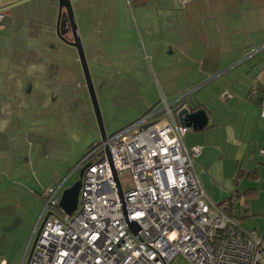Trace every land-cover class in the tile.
I'll use <instances>...</instances> for the list:
<instances>
[{"label":"rangeland","instance_id":"1","mask_svg":"<svg viewBox=\"0 0 264 264\" xmlns=\"http://www.w3.org/2000/svg\"><path fill=\"white\" fill-rule=\"evenodd\" d=\"M78 1L72 2L75 22L109 138L135 123L147 102L159 100L164 72L177 69L168 51L152 46L170 36L169 15L157 9L164 0ZM57 19L58 12L52 27L56 35ZM22 22L0 25V226H13L14 245L27 226L34 230L45 208L40 198L44 189L70 188L78 180V166L103 143L77 49L58 39L56 48L44 50L39 42L26 41L25 32L32 27ZM37 26L32 29L39 36L50 30ZM102 40L115 47L103 49ZM204 143L197 145L203 148ZM120 181L124 191L134 187L129 171ZM252 187L259 195L249 201L252 216L240 224L261 237L264 180ZM244 202L236 205L238 216L245 215ZM176 264L188 263L179 259Z\"/></svg>","mask_w":264,"mask_h":264},{"label":"built area","instance_id":"2","mask_svg":"<svg viewBox=\"0 0 264 264\" xmlns=\"http://www.w3.org/2000/svg\"><path fill=\"white\" fill-rule=\"evenodd\" d=\"M194 91L172 102L163 97L87 155L77 168L87 167L73 215L60 207V189L45 190V208L21 264H264L263 236L227 214L240 202H211L195 171L203 149L186 148L191 129L178 119L182 111L193 113ZM127 171L134 187L124 191L120 175Z\"/></svg>","mask_w":264,"mask_h":264},{"label":"crops","instance_id":"3","mask_svg":"<svg viewBox=\"0 0 264 264\" xmlns=\"http://www.w3.org/2000/svg\"><path fill=\"white\" fill-rule=\"evenodd\" d=\"M72 2L79 4L78 0ZM157 9L169 15L166 22L171 34L155 40L152 46L158 52L168 51L175 58L177 69L164 72L159 100L147 102L141 117L158 106L163 97L174 100L180 94L195 90L191 100L207 113L209 124L199 132L191 129L186 134L185 146L191 149L204 140L202 154L195 160L199 171L198 168L195 171L203 189L217 204L235 194L242 196L247 191H255L248 203L242 205L244 216H238L239 206L232 208L233 215L242 223L252 216L249 201L259 195L252 186L264 180V156L261 155L264 119L260 116L264 101V0H164ZM0 11L4 16L0 22L3 28L16 26L20 18L23 25L28 23L32 28L38 24L50 27L42 36L34 34L31 28L25 32L26 41L39 42L44 50L54 49L61 42L52 28L59 14V0L58 4L56 0H0ZM107 44L102 40L103 49L115 47L110 42ZM254 89L258 93L251 96ZM226 92L231 96L224 99ZM63 186H50L44 191L56 188L61 193ZM33 232L27 226L14 245L13 226L1 225L0 262L21 264L25 255L23 248L29 244ZM255 232L259 233L257 228ZM261 236H264V227Z\"/></svg>","mask_w":264,"mask_h":264},{"label":"water","instance_id":"4","mask_svg":"<svg viewBox=\"0 0 264 264\" xmlns=\"http://www.w3.org/2000/svg\"><path fill=\"white\" fill-rule=\"evenodd\" d=\"M56 32L60 41L75 47L78 51V56L82 66L85 81L97 116L99 128L101 130V134L103 138L102 140L103 142H105L107 140V136L104 132L101 111L99 108L97 95L92 81V76L85 55L84 47L75 22V16H74L71 0H59V14L56 24ZM71 32H72V38L70 37ZM178 119H179V123L182 126L188 129H192L193 131L196 132L204 130L205 128L208 127L209 124L208 115L203 110L193 113L182 111L179 113ZM86 168L87 167H84L80 170L78 180L70 188L64 190L61 195L60 207L69 216L73 215L78 209L80 192L82 188V178ZM116 181L119 184L117 176H116Z\"/></svg>","mask_w":264,"mask_h":264},{"label":"trees","instance_id":"5","mask_svg":"<svg viewBox=\"0 0 264 264\" xmlns=\"http://www.w3.org/2000/svg\"><path fill=\"white\" fill-rule=\"evenodd\" d=\"M200 110H202L201 109V107H199V106H197V105H194L193 106V112H197V111H200ZM95 149V148H94ZM93 149V150H94ZM236 196H232L229 200H227V201H225L224 203H222V204H219V205H225V204H227V203H230L234 198H237V200L239 201V202H241V200H243L242 198H244L246 201H245V203L244 204H247L248 203V198H250V197H253L254 195H255V191H247L245 194H243L242 196L241 195H238V194H235ZM241 206V205H240ZM232 208L233 207H231L228 211H227V214L229 215V216H231V217H235L234 215H233V210H232ZM237 218V217H236ZM239 219V218H238ZM240 220V219H239ZM263 241H264V236H263Z\"/></svg>","mask_w":264,"mask_h":264}]
</instances>
